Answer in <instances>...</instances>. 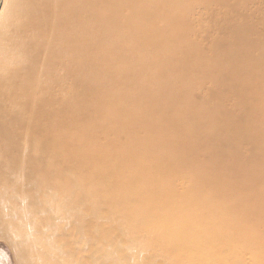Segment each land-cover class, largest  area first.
Returning <instances> with one entry per match:
<instances>
[{
	"label": "bare ground",
	"instance_id": "1",
	"mask_svg": "<svg viewBox=\"0 0 264 264\" xmlns=\"http://www.w3.org/2000/svg\"><path fill=\"white\" fill-rule=\"evenodd\" d=\"M95 1L0 0V115L8 113L12 122L23 124L29 122L20 116L23 111L69 108L79 112L74 120L81 127L117 123L118 130L105 128L103 140L122 146L117 152L97 148L110 158L95 164L108 172L99 183L77 179L68 166L56 165L40 176L33 166L21 170L22 158L13 155L4 165L7 159L0 155V238L11 247L18 264H264V257L252 255L247 263L242 260L245 251L264 254V237L258 233L264 231V220L257 224L247 220L252 213L264 215V193H257V187L246 199L237 192L227 194L207 180L216 179L215 174L206 172L202 182L195 170L183 173L174 166L168 173L159 168L137 171L138 164L130 163L133 152L159 151L153 145L161 149L170 144L162 131L168 121L159 118L150 105L193 108L191 101L176 100L177 93L188 90V97L203 92L202 99L209 103L211 90H228L221 92V86L213 85L203 90L199 85L171 87L170 79L183 82L186 74L195 75L202 68L219 73L220 65L233 74L248 72L260 64L252 58L245 59L250 65H237L233 61L237 57L218 51L219 57L211 47H198L195 40L194 45H184L189 40L184 34L199 32L219 39L220 35L242 36L247 29H240L232 19L245 24L251 20L248 14L264 5L253 0H190L191 14L185 20H174L166 15L175 0ZM211 6L222 12L205 17L203 10ZM88 22L95 27L91 34L87 33ZM201 59L208 60L205 67L200 66ZM187 64L191 70L189 66L175 69ZM108 66L115 70H105ZM230 77L223 80L224 87L230 85ZM112 82L115 85L106 100L116 98L117 108L106 110L95 99L83 100L89 85ZM253 91L254 108L261 115L264 100L256 97L258 89ZM139 95L142 103L131 101ZM254 98L245 94L237 101H225L250 107ZM212 105L204 109L207 117H215L216 107L223 106L219 102ZM131 111L135 114L130 117ZM154 125L159 128L153 130ZM73 127L83 135L84 128ZM175 153L162 157L165 160ZM17 154L42 163L43 170L49 168L43 158L33 157L32 144ZM196 157L189 156L194 161ZM208 157L218 163L215 156ZM178 171L180 178L174 180L172 172ZM220 174L227 178L225 171ZM188 182L192 185L182 192L180 187ZM211 194L219 199H204ZM254 200L258 206L242 208L241 202ZM221 205H227L226 212L214 210ZM251 226L255 231L243 238ZM113 229L114 239L99 237L101 231Z\"/></svg>",
	"mask_w": 264,
	"mask_h": 264
},
{
	"label": "rangeland",
	"instance_id": "2",
	"mask_svg": "<svg viewBox=\"0 0 264 264\" xmlns=\"http://www.w3.org/2000/svg\"><path fill=\"white\" fill-rule=\"evenodd\" d=\"M103 0H96V3H100ZM171 10L166 15L167 19L174 20H185L187 15H190L189 4L190 0H175ZM261 1L264 5V0H253V2ZM230 10H233L229 6ZM154 10L160 12V7ZM222 11L214 6L208 7L203 10L205 17L208 14L221 13ZM248 12V11H247ZM251 12V11H249ZM250 21L243 24L239 19H232L234 24H237L240 29H247V32L240 36L236 34H230L221 36L220 39L215 35H199V32H186L184 34L187 37L188 43L184 45H194L195 40L200 45H206L211 47L216 53L218 51L223 52L225 55H232L238 60H233L237 65L244 64L248 65L245 59H259L260 64L256 67L253 66L248 72L242 71L241 73L231 72L229 69H225L220 65L219 73L208 72L204 68L198 70L194 74H186V81H176L170 79L168 85L173 87H183L184 85H199L202 90L210 89V85L221 86L222 89L228 88L223 93H216L215 90H211L213 95L208 99L203 100L205 93L200 92L187 97L188 90L182 92V95L177 93L176 100L192 102L195 106L193 108L185 105L175 106L171 103L165 104H152L151 109H156L161 115L162 120H167L166 126L162 128L164 136L168 138V143L165 147L155 146L159 151L141 150L133 152L130 157V163L138 164L136 167L137 171L146 170L148 168H159L165 173L170 172L173 167L180 168L183 173L187 171L195 170L200 176V180L203 179L202 175L215 174L213 177L216 179H207L209 182L217 183L221 188L226 189L228 192H237L238 197L246 199L249 195L254 194V188H258L260 194L264 193V113L258 115L259 112L254 106L256 100L252 92L254 89H258L256 97L259 96L261 100H264V89L261 91V87L264 85V8L253 10L252 13L248 14ZM243 24V25H242ZM234 26V25H233ZM95 29L88 22L87 33L91 34ZM260 40V43L257 42ZM253 44V45H252ZM180 45V44H174ZM244 49L245 47H248ZM244 49V50H243ZM207 51V50H205ZM204 51V52H205ZM218 54V53H217ZM220 57V55L218 54ZM169 58V57H167ZM172 58H169L170 61ZM242 59L243 63L239 60ZM205 61L207 59L200 60V66L205 67ZM203 62V65H202ZM189 64L178 66L175 68L181 69L188 67ZM191 65L188 70H191ZM198 69V66H197ZM105 70H115L114 66L105 67ZM229 70V71H228ZM231 73V74H230ZM230 77L229 83L224 87L223 80ZM244 78L250 81L245 80ZM210 76V77H209ZM239 76V77H238ZM250 76H254L255 79H251ZM262 79V80H261ZM115 82L110 83L106 86H99L96 83L89 85L83 95V100L97 101V106H100L106 110H113L119 106L118 100L115 98L108 102L106 99L112 94V87ZM132 89V88H130ZM164 92V88L159 89ZM187 91V92H186ZM247 94L253 96L252 106L243 107L234 105L231 101H225L226 99H233L237 101ZM238 96L237 98L233 97ZM122 102L121 97H118ZM142 97L136 96L133 102H143ZM193 99V100H192ZM219 102L223 106L216 107V116L207 117L208 114L204 112L207 107H214L212 104ZM135 114L134 111L130 112V117ZM79 112L67 109H55L48 111L47 108H35L32 112L23 111L20 116L23 119H29V122L23 124H15L12 122L8 113L0 115L2 125L0 127V155H4L7 161H3L4 165L8 164V158L13 155L22 158V168L34 167V171L43 176L51 172L52 168L56 165L70 167L72 173L77 179L92 180L99 183V179L105 177L108 172L106 170H99L95 167V164L103 162L106 159H110L108 155H102L97 151L100 146L111 148L114 152L120 151L121 145H114L112 143L104 142L103 131L112 130L116 128L118 130L119 125L117 123H107L106 125H90L82 126L79 122L74 120V117L78 116ZM158 118V119H159ZM222 119L223 122H220ZM143 125L142 123H138ZM74 125L77 127L84 128L83 135L75 133ZM86 128V129H85ZM159 126L154 125L153 130H156ZM73 131V132H72ZM77 134V135H76ZM34 138V139H33ZM134 137L130 136V140ZM42 139V140H41ZM49 141V142H48ZM32 144L35 158H43L44 163L49 166L46 170H43L42 163H34L30 161L28 156H19L17 151L22 148L28 147ZM148 146V144H146ZM176 151V153L167 158L163 159L162 155L167 156V153ZM193 157L197 155L196 160H191L189 156ZM215 156L218 163H214L208 156ZM214 158V159H215ZM185 159L188 162L185 163ZM211 163H207V160ZM180 165V167H179ZM213 167V169H212ZM181 171L172 172L174 180L180 178ZM225 171L224 177L221 172ZM229 171V172H228ZM222 177H221V176ZM230 175V176H229ZM240 176V178L238 177ZM205 181L204 179L201 180ZM191 182L186 183L180 187L182 192L186 191ZM241 188V189H239ZM260 194H257L260 196ZM219 199V196L211 194L204 197L209 201ZM259 199V197H258ZM256 202V203H254ZM258 200L241 202L244 210L250 209L252 206L257 205ZM237 204V199L232 203V206ZM253 207V208H254ZM214 210L218 212H226V206H216ZM236 214L238 212H232ZM250 218V219H249ZM247 220L257 224L264 220V215L257 216L256 213H252L251 217L247 216ZM254 227H250L242 233V237H248L254 232ZM260 235L264 237V231L259 230ZM117 236L116 231L106 230L101 231L99 234L100 238L106 237L108 239H114ZM122 247L124 245L122 244ZM263 258L264 254L255 252L253 254L249 252H243L242 260L244 263L251 261V256ZM0 264H18L13 256V252L8 243L0 238Z\"/></svg>",
	"mask_w": 264,
	"mask_h": 264
}]
</instances>
